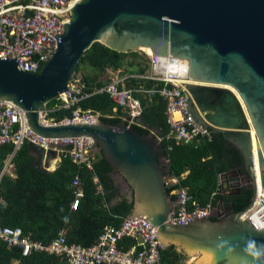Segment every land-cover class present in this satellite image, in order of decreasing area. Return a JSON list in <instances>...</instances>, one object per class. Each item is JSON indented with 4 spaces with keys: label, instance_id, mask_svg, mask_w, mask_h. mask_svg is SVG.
I'll return each instance as SVG.
<instances>
[{
    "label": "water",
    "instance_id": "1",
    "mask_svg": "<svg viewBox=\"0 0 264 264\" xmlns=\"http://www.w3.org/2000/svg\"><path fill=\"white\" fill-rule=\"evenodd\" d=\"M68 12L69 19L53 37L52 54L37 73L21 71L13 58L0 56V101L22 109L25 127L39 137L82 136L94 142L112 183L131 203L129 218L140 216L151 223L163 247L173 246L192 264H264V255L244 251L249 240L257 248L264 245V229L254 230L241 218L254 189L249 126L256 136L257 165H264V0H78L69 3ZM93 42L122 53L148 47L153 55L187 60V77L206 83L185 85L187 111L195 123L221 134L238 151L251 192L242 210L168 223L175 201L163 184L169 166L157 132L139 134L124 120L105 123L100 118L37 123V111L66 90ZM213 84L233 88L243 107L229 89ZM29 153L36 168L54 156L37 145ZM226 177L221 173L217 186ZM259 178L264 187L261 171Z\"/></svg>",
    "mask_w": 264,
    "mask_h": 264
},
{
    "label": "built area",
    "instance_id": "2",
    "mask_svg": "<svg viewBox=\"0 0 264 264\" xmlns=\"http://www.w3.org/2000/svg\"><path fill=\"white\" fill-rule=\"evenodd\" d=\"M78 0H0V56L13 58L16 68L21 71L37 73L52 54L55 48L54 35L60 33V26L69 19V3ZM145 53V52H144ZM146 70L144 73L125 72L121 68L107 69L106 81L92 91H84V83L80 75L73 74L66 84V90L57 93L52 103L43 104L37 111V123L41 126L62 123H81L84 120H96L99 113L91 109H81L79 101L93 93H105L114 105L112 114L128 124H137L141 113L140 101L133 95L137 92L145 96L158 95L164 101V121L168 132L164 138H170L175 144L197 143L199 138L208 134V128H202L195 123L187 111L189 93L185 88L189 83L187 77V60L181 57L157 56L145 53ZM127 78H139L153 81L149 88L141 85L128 87L124 84ZM66 111L68 114L56 119L50 115L53 111ZM23 110L8 100L0 101V150L6 144L11 150L0 156V180L7 176L15 177L12 156L23 142L40 146L44 154L51 150L54 156L47 158V163L40 164L45 171H52L60 161V157L67 155L78 168L88 171L96 158L94 142H87V137H55L42 138L25 127ZM201 114V113H200ZM158 136V140H162ZM63 145L62 147H57ZM167 160V159H166ZM253 198L250 205L241 214V218L248 221L254 230L264 229V187L261 186L259 171L264 176V165L256 168L253 163ZM186 171L178 176L167 174L163 178L165 188H172L168 194L174 195L175 206L169 211L166 222L175 223L185 221L194 214L210 216L222 213L217 202L212 205L209 201L199 204L187 191L179 185ZM218 174L217 177H219ZM92 182L96 183L95 175ZM218 183V182H217ZM226 191H234L240 185L226 180ZM221 184V186H222ZM248 184V182H246ZM72 199L70 208H75L83 196L80 179L75 173L70 181ZM221 186H216L219 191ZM1 200V198H0ZM145 222L140 216L137 218L123 217L117 226H103L100 233L88 245L69 241L63 232L58 231L47 242L33 239L30 232L23 233L17 226H0V240L10 249H19L20 256L31 253H44L59 258L61 264H162L159 252L164 247L155 238L154 227ZM130 244H125V240Z\"/></svg>",
    "mask_w": 264,
    "mask_h": 264
},
{
    "label": "trees",
    "instance_id": "3",
    "mask_svg": "<svg viewBox=\"0 0 264 264\" xmlns=\"http://www.w3.org/2000/svg\"><path fill=\"white\" fill-rule=\"evenodd\" d=\"M134 52H117L106 46L93 42L83 52L77 62L75 72L80 66L90 68V73L82 71L80 78L84 83V91L90 92L100 87L106 81V70L121 68L126 55ZM138 68L125 72L144 73L146 59L143 62H131ZM83 69V68H82ZM84 70V69H83ZM124 71V70H123ZM74 72V73H75ZM124 84L128 87L141 85L149 88L153 81L127 78ZM141 105V113L137 124L132 125L137 133L143 134L150 130L157 132L163 138L160 141L162 154L168 161V174L178 176L186 171L179 181L188 193L201 205L208 201L214 205L219 202L227 212L242 210L249 202L250 188L248 184H241L236 190L221 193L216 190L218 174L241 168V158L238 151L226 142L221 134L209 130L208 134L199 138L198 142L175 144L172 139L164 138L168 132L164 121V101L158 96H145L134 92ZM81 109H91L99 113V118L105 123H116L118 118L112 114L114 105L105 93H93L78 103ZM66 111H53L50 115L60 119ZM31 145L23 142L12 156L15 177L9 179L4 176L0 180V226L19 227L23 233L30 232L33 239L47 242L58 231L63 232L67 240L90 244L100 233L103 226H117L120 220L127 216L131 203L124 196L117 194V189L109 177V166L100 152L95 151L96 158L90 171L78 169L67 155L60 157V161L52 171L31 166L33 156L29 151ZM11 150L6 144L0 150L4 156ZM99 151V150H98ZM77 173L83 192L75 208H70L72 187L70 181ZM95 175L97 182H92ZM172 188H165L168 193ZM117 199L114 200V197ZM174 199V195H170ZM211 219H214L212 217ZM125 240V244H130ZM184 256L169 250L166 246L159 252L162 264H181ZM0 264H61L59 258L44 253H31L20 256L19 249H8L0 240Z\"/></svg>",
    "mask_w": 264,
    "mask_h": 264
},
{
    "label": "rangeland",
    "instance_id": "4",
    "mask_svg": "<svg viewBox=\"0 0 264 264\" xmlns=\"http://www.w3.org/2000/svg\"><path fill=\"white\" fill-rule=\"evenodd\" d=\"M144 52L143 51H141V50H136V51H134V54H131V55H126L124 58H123V60H122V66H121V69L122 70H124V71H129V70H135L136 68H138V65L137 64H131V62H143L144 61ZM84 70H83V69ZM82 71L84 72V73H90L92 70L90 69V68H88V67H85L84 68V66L82 65V66H80V69L77 71V72H75L74 74L75 75H81V73H82ZM52 101L53 100H51V101H49V104H51L52 103ZM96 150H97V152H99L98 151V149L96 148ZM97 154H99V153H97ZM96 154V152H95V156L97 155ZM229 176H230V174H229ZM224 212H226V210H224V209H222ZM187 262H188V264H192L191 263V260H189V257H186V258H184L183 260H182V262H181V264H187Z\"/></svg>",
    "mask_w": 264,
    "mask_h": 264
},
{
    "label": "bare ground",
    "instance_id": "5",
    "mask_svg": "<svg viewBox=\"0 0 264 264\" xmlns=\"http://www.w3.org/2000/svg\"><path fill=\"white\" fill-rule=\"evenodd\" d=\"M138 50H141L147 54L151 53V51L148 47H139ZM189 83H191V84H194V83L195 84H206V83H199V82L193 81L191 79H189ZM209 85H212V84H209ZM213 85L229 89L235 95V97L237 98V100L241 104V107H243L241 99L239 98L238 94L236 93V91L233 88H231L227 84H213ZM243 110H244V108H243ZM249 137H250L251 154H252V158H253V163H254V166L256 168V163H257L256 162V150H257L258 146L256 144V136H255L254 130L252 129L251 126H249Z\"/></svg>",
    "mask_w": 264,
    "mask_h": 264
},
{
    "label": "flooded vegetation",
    "instance_id": "6",
    "mask_svg": "<svg viewBox=\"0 0 264 264\" xmlns=\"http://www.w3.org/2000/svg\"><path fill=\"white\" fill-rule=\"evenodd\" d=\"M234 170H235V173L234 174L233 173H229L232 170H230L229 172L226 173L227 174L226 180H229L231 183H234V185H236V184L240 185V184L246 183L247 182V177L243 173V171H239L238 168L237 169H234ZM229 174H230V176H229ZM114 186L117 189V194L120 195V196H124L125 197V195L120 194L119 187L116 186V185H114ZM224 187H225V185L222 184V186L220 187L221 189H219V192H221V193H229V191H226L224 189ZM115 199H117V196L114 197V200Z\"/></svg>",
    "mask_w": 264,
    "mask_h": 264
},
{
    "label": "clouds",
    "instance_id": "7",
    "mask_svg": "<svg viewBox=\"0 0 264 264\" xmlns=\"http://www.w3.org/2000/svg\"><path fill=\"white\" fill-rule=\"evenodd\" d=\"M227 243V242H224ZM223 245H221L222 247ZM245 253H248L252 256L260 257L264 255V245H261L260 248H257L255 241L249 240L246 243L244 248Z\"/></svg>",
    "mask_w": 264,
    "mask_h": 264
},
{
    "label": "crops",
    "instance_id": "8",
    "mask_svg": "<svg viewBox=\"0 0 264 264\" xmlns=\"http://www.w3.org/2000/svg\"><path fill=\"white\" fill-rule=\"evenodd\" d=\"M187 264H188V262H187Z\"/></svg>",
    "mask_w": 264,
    "mask_h": 264
}]
</instances>
